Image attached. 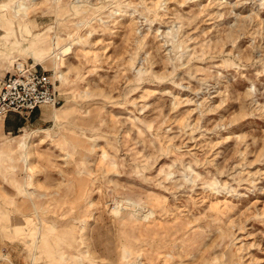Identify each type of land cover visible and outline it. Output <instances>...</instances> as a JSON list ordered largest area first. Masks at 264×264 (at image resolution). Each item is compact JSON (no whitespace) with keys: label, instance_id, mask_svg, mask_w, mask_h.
<instances>
[{"label":"rangeland","instance_id":"1","mask_svg":"<svg viewBox=\"0 0 264 264\" xmlns=\"http://www.w3.org/2000/svg\"><path fill=\"white\" fill-rule=\"evenodd\" d=\"M2 34L61 104L0 121V264H264V0H0Z\"/></svg>","mask_w":264,"mask_h":264},{"label":"built area","instance_id":"2","mask_svg":"<svg viewBox=\"0 0 264 264\" xmlns=\"http://www.w3.org/2000/svg\"><path fill=\"white\" fill-rule=\"evenodd\" d=\"M12 69L0 83V120L9 114L27 118L42 106H60L59 92L47 73L28 63H16Z\"/></svg>","mask_w":264,"mask_h":264},{"label":"bare ground","instance_id":"3","mask_svg":"<svg viewBox=\"0 0 264 264\" xmlns=\"http://www.w3.org/2000/svg\"><path fill=\"white\" fill-rule=\"evenodd\" d=\"M79 26H81V25H79ZM46 42H47V40H44L43 43L46 45ZM70 49H71V47L69 45L65 44V45L61 46L60 48L58 47L57 48V52L53 53V55L51 56V57H53V59H55L52 62V64H53L52 70L54 69L56 71V69H57V71L54 74V76L56 75L57 78L61 80V82L63 80V75H64L63 72L60 71L62 69V65H63V63L61 61L64 58L65 53H67ZM43 51L41 49V51L39 50V53L43 52ZM42 55H44V54H42ZM18 61L19 60H16L14 63L17 62V64H21ZM39 62H40V64H42V63H45L46 61L45 60L44 61L40 60ZM13 66H12V68H13ZM54 109H55V110H53L54 112L51 113V121L56 124L57 121H58L56 113L60 109H57V107H54ZM40 133H42V132H40ZM45 136H46V138L47 137L50 138V134H45ZM19 138H20L21 141H19L17 143H14V144H11V145L9 144L6 147V149L9 152L10 155H14V151H16V153H17V155L19 157V161H20V163L22 165V171L26 174V173L31 172L32 168H33L32 165L30 164L29 160H28V157L30 156L29 149L32 147L33 139H32V135L31 134L20 135ZM12 160H14V159L12 158ZM29 175L27 176V178H25V179H27L26 180V182H27L26 186H31L30 176Z\"/></svg>","mask_w":264,"mask_h":264},{"label":"crops","instance_id":"4","mask_svg":"<svg viewBox=\"0 0 264 264\" xmlns=\"http://www.w3.org/2000/svg\"><path fill=\"white\" fill-rule=\"evenodd\" d=\"M0 39H3V34L0 36ZM3 40L5 41V39ZM10 54L11 53H7L6 50H0V56L3 57L4 59L9 60V63L13 64L14 60H12V58L9 57ZM5 74L6 72L0 75V83L5 78L6 76ZM3 76L4 78H2ZM39 114H41L40 109L33 111L27 118L21 115H18V114H9L5 119L2 120L3 121L2 129L4 132H7V133L17 132L21 130L22 128H24L25 125L30 123V121H34L35 118L39 116ZM49 116L51 118L50 113H44V117H49ZM1 123H0V127H1Z\"/></svg>","mask_w":264,"mask_h":264}]
</instances>
